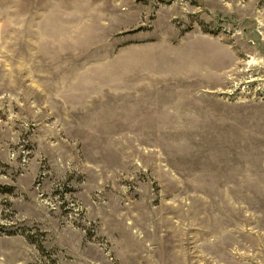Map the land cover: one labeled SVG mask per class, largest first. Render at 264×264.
I'll use <instances>...</instances> for the list:
<instances>
[{
	"label": "rangeland",
	"instance_id": "374dc122",
	"mask_svg": "<svg viewBox=\"0 0 264 264\" xmlns=\"http://www.w3.org/2000/svg\"><path fill=\"white\" fill-rule=\"evenodd\" d=\"M0 264H264V0H0Z\"/></svg>",
	"mask_w": 264,
	"mask_h": 264
}]
</instances>
